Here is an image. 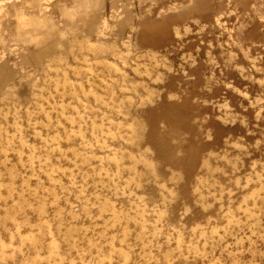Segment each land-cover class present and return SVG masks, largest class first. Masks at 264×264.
<instances>
[{"label": "clouds", "instance_id": "obj_1", "mask_svg": "<svg viewBox=\"0 0 264 264\" xmlns=\"http://www.w3.org/2000/svg\"><path fill=\"white\" fill-rule=\"evenodd\" d=\"M0 264H264V0H0Z\"/></svg>", "mask_w": 264, "mask_h": 264}]
</instances>
